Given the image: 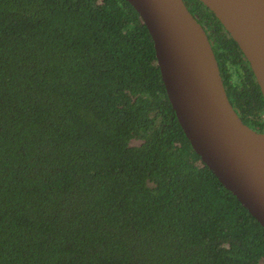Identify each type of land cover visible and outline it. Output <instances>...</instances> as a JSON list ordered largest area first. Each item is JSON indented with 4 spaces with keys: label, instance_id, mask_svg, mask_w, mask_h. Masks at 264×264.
<instances>
[{
    "label": "trees",
    "instance_id": "trees-1",
    "mask_svg": "<svg viewBox=\"0 0 264 264\" xmlns=\"http://www.w3.org/2000/svg\"><path fill=\"white\" fill-rule=\"evenodd\" d=\"M183 1L264 125L235 41ZM0 264H264V227L191 147L126 0H0Z\"/></svg>",
    "mask_w": 264,
    "mask_h": 264
},
{
    "label": "water",
    "instance_id": "water-1",
    "mask_svg": "<svg viewBox=\"0 0 264 264\" xmlns=\"http://www.w3.org/2000/svg\"><path fill=\"white\" fill-rule=\"evenodd\" d=\"M126 1L148 33L165 97L191 147L264 227V128L248 125L229 101L204 29L183 0ZM199 1L235 41L264 102V0Z\"/></svg>",
    "mask_w": 264,
    "mask_h": 264
},
{
    "label": "flooded vegetation",
    "instance_id": "flooded-vegetation-1",
    "mask_svg": "<svg viewBox=\"0 0 264 264\" xmlns=\"http://www.w3.org/2000/svg\"><path fill=\"white\" fill-rule=\"evenodd\" d=\"M185 5L187 6L188 10L195 16L196 20L200 23V25L204 29L207 38L211 41V38H210L212 35L211 31L215 25L213 22V19L207 13L205 8L199 3L187 1L185 2ZM240 58H241L240 63L244 64L246 61L244 60L243 57L240 56ZM243 121H245L248 125H250L251 127L257 130H261L264 128V125H260L259 123H256L250 120H243Z\"/></svg>",
    "mask_w": 264,
    "mask_h": 264
}]
</instances>
